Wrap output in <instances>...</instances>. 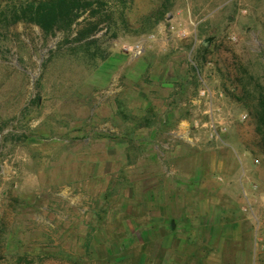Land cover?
<instances>
[{"label":"rangeland","instance_id":"374dc122","mask_svg":"<svg viewBox=\"0 0 264 264\" xmlns=\"http://www.w3.org/2000/svg\"><path fill=\"white\" fill-rule=\"evenodd\" d=\"M24 1L0 0V264H264V0L95 1L48 37ZM215 198L241 234L207 246Z\"/></svg>","mask_w":264,"mask_h":264},{"label":"trees","instance_id":"16d2710c","mask_svg":"<svg viewBox=\"0 0 264 264\" xmlns=\"http://www.w3.org/2000/svg\"><path fill=\"white\" fill-rule=\"evenodd\" d=\"M95 1L103 5L110 0H25L14 7L10 15L13 17V23L34 24L40 27L44 35L48 37L60 32L68 33L82 14L94 7ZM112 1L125 2L124 0ZM251 113L256 125V134L261 142V154L264 156V98L254 106Z\"/></svg>","mask_w":264,"mask_h":264},{"label":"crops","instance_id":"0c3cea01","mask_svg":"<svg viewBox=\"0 0 264 264\" xmlns=\"http://www.w3.org/2000/svg\"><path fill=\"white\" fill-rule=\"evenodd\" d=\"M241 160L243 164V179L244 178H250V170H248V164L240 157V155H236ZM245 161V162H244ZM232 174V173H231ZM233 175V174H232ZM246 182V181H244ZM251 193L253 191L245 193V200L247 203H254L256 199L251 196ZM250 196V197H249ZM259 197V196H258ZM257 197V198H258ZM261 198V197H260ZM264 197H262V200ZM258 200H260L258 198ZM241 201V200H240ZM240 201L234 200V202L230 206H220L221 201L218 198H215L214 201H211L210 203L203 205L206 206H213L211 209H201L200 210V234H203L204 236H200V240H202V243L207 246L217 244L216 242L222 241V243L226 244L235 240L240 239V230L239 227L236 225V222H232L230 217H238L241 213L237 209V206L239 205ZM207 219V220H205ZM190 235V234H189ZM186 234L183 237V242H185L187 245H193V242L195 239L194 237L189 236ZM192 235V234H191ZM226 248H223L222 246L218 247V250L214 254H210V258L214 259V262H218L215 264H224L222 263L223 253L226 251ZM219 251V253H218ZM196 250H190L188 248L184 249L179 255L180 257H186V258H192L195 256Z\"/></svg>","mask_w":264,"mask_h":264},{"label":"built area","instance_id":"2783aa9c","mask_svg":"<svg viewBox=\"0 0 264 264\" xmlns=\"http://www.w3.org/2000/svg\"><path fill=\"white\" fill-rule=\"evenodd\" d=\"M214 135H216L217 137H219V133L217 131H215Z\"/></svg>","mask_w":264,"mask_h":264}]
</instances>
